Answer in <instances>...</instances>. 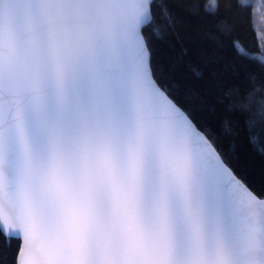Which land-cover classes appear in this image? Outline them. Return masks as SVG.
Segmentation results:
<instances>
[{"label": "snow or ice", "instance_id": "snow-or-ice-1", "mask_svg": "<svg viewBox=\"0 0 264 264\" xmlns=\"http://www.w3.org/2000/svg\"><path fill=\"white\" fill-rule=\"evenodd\" d=\"M171 3L200 7L0 0V232L22 237L18 264H264V198L193 117L222 111L225 136L257 144L264 81L225 87L236 64L182 36ZM181 65L200 86L170 82Z\"/></svg>", "mask_w": 264, "mask_h": 264}, {"label": "trees", "instance_id": "trees-1", "mask_svg": "<svg viewBox=\"0 0 264 264\" xmlns=\"http://www.w3.org/2000/svg\"><path fill=\"white\" fill-rule=\"evenodd\" d=\"M209 0H192L198 3L199 9H194L191 14L181 4L171 3L170 7L179 18L178 30L182 36L193 35L197 37L199 48L217 53L224 62L235 63L239 76L225 78V87L238 84L242 90L249 85L246 73H256L260 81H264V69H261L257 61L249 59L253 54L261 55L264 49V0H219V11L212 16L204 11V5ZM226 21L230 25V32L221 31L217 22ZM161 26L165 21L157 18ZM150 27L143 29L146 37L151 36ZM236 41V47H233ZM154 54V60L165 63L169 61L173 53L166 44L160 43L155 37L149 41ZM239 53H243L240 56ZM178 52L179 49L177 48ZM195 59V56L192 57ZM170 82L181 85L200 86L192 79L189 69L181 65L170 76ZM177 101L188 106L183 93L178 92ZM211 102L212 94H208ZM225 113L222 111H208L196 108L193 110L194 122L200 129L216 138L218 145L228 153L229 166L238 177L242 178L248 187L261 198H264V134H260L257 144L249 145L245 133L240 136L227 137L223 133L222 120ZM254 135L257 130H254ZM21 241L17 237L5 236L0 232V264H17V257Z\"/></svg>", "mask_w": 264, "mask_h": 264}, {"label": "water", "instance_id": "water-1", "mask_svg": "<svg viewBox=\"0 0 264 264\" xmlns=\"http://www.w3.org/2000/svg\"><path fill=\"white\" fill-rule=\"evenodd\" d=\"M7 236L17 237V238L20 239V241H21L20 250H19V254H20L21 249H22V247H23V240H22V237L18 236L17 234H13V233H11V232H9ZM19 254H18V257H17V264H18V259L20 258V257H19Z\"/></svg>", "mask_w": 264, "mask_h": 264}]
</instances>
